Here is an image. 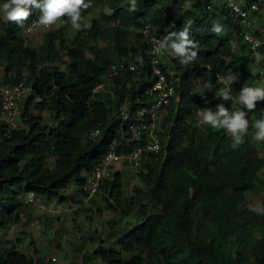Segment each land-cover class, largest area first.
Here are the masks:
<instances>
[{
	"label": "trees",
	"instance_id": "obj_1",
	"mask_svg": "<svg viewBox=\"0 0 264 264\" xmlns=\"http://www.w3.org/2000/svg\"><path fill=\"white\" fill-rule=\"evenodd\" d=\"M163 1L138 0L137 11L129 13L128 0H90L82 9V23L90 21L92 28L74 36L67 25L44 29L41 51L29 44L16 22L0 18L2 85L25 82L31 89L19 127L0 123V231L23 225L32 199L67 204L68 192L77 187L89 197L86 181L112 140L127 136L121 109L132 115L148 102L150 37L162 38L191 21L190 38L199 42L197 58L188 65L166 56L162 62L169 79L179 78L163 122L162 150L132 169L135 183L128 188L127 166L110 168L93 197L116 216L110 229L120 236L114 242L101 240L82 264H264V215L249 210L264 205V198L259 204L250 201L260 191L264 172L258 146L264 148V142L254 139L251 126L264 101L249 113L248 133L236 149L225 130L195 119L198 109L214 110L220 104L221 78L229 73L236 77L234 97L244 86L264 85L259 68L243 38L230 32L238 23L223 0H196L187 7L178 0L168 6ZM240 1L255 20L252 5L264 8V0ZM98 5L109 13L97 15ZM39 16L33 10L25 28ZM214 22L224 26L219 35L211 31ZM253 33L264 40L256 26ZM129 62L136 71H118L109 86L97 91L113 66ZM45 112L50 120L36 115ZM0 264L44 262L37 252L0 246Z\"/></svg>",
	"mask_w": 264,
	"mask_h": 264
},
{
	"label": "rangeland",
	"instance_id": "obj_2",
	"mask_svg": "<svg viewBox=\"0 0 264 264\" xmlns=\"http://www.w3.org/2000/svg\"><path fill=\"white\" fill-rule=\"evenodd\" d=\"M178 1L181 6L187 7L196 0ZM163 4L168 6L173 4V0H164ZM101 12L109 13L108 7L98 5L96 14L100 15ZM256 21V28L264 34V8H259ZM107 24L109 25V23H106V26H108ZM64 25H67L68 34L74 36L77 30L72 28L70 19L63 20L61 18L53 27ZM23 31L25 32L24 28ZM45 31L44 29H38L32 35H28L29 44L41 51ZM0 85H2L1 79ZM23 102L24 100L18 105L17 110L11 114L0 113L2 123L19 127L20 116L25 110ZM220 103H224L230 111L239 108V105L234 101L225 102L222 100ZM255 112L259 113L260 110H255ZM36 115L50 120L48 112L36 113ZM200 118L202 119V117ZM258 146L262 155H264V148L260 143H258ZM135 173V170L128 167L123 168V177L127 182V188L135 183ZM259 185L260 191L252 195L250 199L255 204H259L264 198V172ZM67 195V204H59L55 201L49 202L40 198L32 199V202L24 211L25 221L23 225L0 231V246L5 248L16 246L30 255L37 252L44 264H82V257L97 248L101 240L114 242L120 236L119 231L110 229L111 224L109 222L117 218L105 209L104 204H101L100 197L84 196L78 187L77 191L68 192ZM92 239L96 242H92Z\"/></svg>",
	"mask_w": 264,
	"mask_h": 264
},
{
	"label": "built area",
	"instance_id": "obj_3",
	"mask_svg": "<svg viewBox=\"0 0 264 264\" xmlns=\"http://www.w3.org/2000/svg\"><path fill=\"white\" fill-rule=\"evenodd\" d=\"M223 2L229 9L230 15L234 16L238 23L236 26L231 27L230 32L243 38L244 43L248 46L251 58L259 68L261 82L264 84V65H262L264 59L257 61L254 55V51L264 54V40L256 37L253 33L257 21L251 18L250 11L246 9V6L240 0H223ZM259 8V4H254L251 11L258 12ZM38 18L29 23L32 26L31 31L26 30L29 25L25 28L26 34H33L38 29H49L53 26L46 27L38 24ZM144 33L149 36V26L145 27ZM154 38L161 39L160 37H150L149 40L151 47L149 65L153 74V84L146 92L148 102L137 108L132 115L126 109H121L120 114L124 121L127 136L123 135L121 139L117 137L112 140L102 164L86 181L83 189L89 197H93L100 192L102 183L109 175L112 166L125 165L131 169H139L162 150L165 138L163 135V122L170 111L179 78L169 79L164 72L162 67L164 55L156 54L153 51ZM257 41H259V46L254 48ZM136 69L137 66L134 62L113 66L107 74L106 82L100 84L97 91L109 86L118 71H136ZM30 92L31 89L25 85V82H21L14 87L0 85V113H13ZM199 118L200 116L197 114L195 119L198 120ZM100 134V129H97L95 135Z\"/></svg>",
	"mask_w": 264,
	"mask_h": 264
},
{
	"label": "clouds",
	"instance_id": "obj_4",
	"mask_svg": "<svg viewBox=\"0 0 264 264\" xmlns=\"http://www.w3.org/2000/svg\"><path fill=\"white\" fill-rule=\"evenodd\" d=\"M138 0H128L127 11L134 13L137 11ZM90 6V0H0V18L7 21L16 22L20 28H25L24 22L32 15L33 10H39L40 16L37 23L46 27L54 25L61 17H68L73 29L90 30L92 23L83 22L82 9ZM174 27V25H172ZM32 26L27 27L31 31ZM192 23L189 21L183 25L182 30L169 31L161 39H153L156 54L178 60L181 65L191 64L198 56L199 42L191 37ZM211 31L215 34H221L224 26L214 22ZM259 46V41L255 47ZM257 61L264 59V54L255 52ZM231 73L221 78L223 87L219 90V97L223 101H233L239 105L235 111H230L224 103L217 104L215 109H198V115L202 117L205 125L213 129H223L232 137L231 147L238 148L244 142V136L248 133L250 121L249 113L257 107L258 101H264V85L244 86L234 97L231 84L235 81ZM213 85L209 83L207 90L211 91ZM207 103V101H206ZM255 130L254 139L264 142V109L259 112V118L252 123ZM250 211L264 215V205L250 206Z\"/></svg>",
	"mask_w": 264,
	"mask_h": 264
}]
</instances>
